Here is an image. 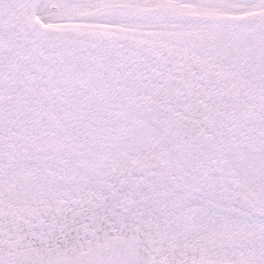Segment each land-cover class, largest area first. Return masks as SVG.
<instances>
[{"label": "snow or ice", "instance_id": "6c2138e0", "mask_svg": "<svg viewBox=\"0 0 264 264\" xmlns=\"http://www.w3.org/2000/svg\"><path fill=\"white\" fill-rule=\"evenodd\" d=\"M0 264H264V0H0Z\"/></svg>", "mask_w": 264, "mask_h": 264}]
</instances>
